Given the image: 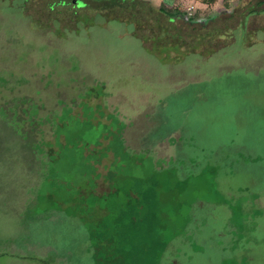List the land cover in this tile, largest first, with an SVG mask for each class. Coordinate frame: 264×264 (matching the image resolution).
Wrapping results in <instances>:
<instances>
[{
  "label": "rangeland",
  "instance_id": "obj_1",
  "mask_svg": "<svg viewBox=\"0 0 264 264\" xmlns=\"http://www.w3.org/2000/svg\"><path fill=\"white\" fill-rule=\"evenodd\" d=\"M196 1L158 55L107 1L0 0V264H264V0ZM86 106L118 159L55 140Z\"/></svg>",
  "mask_w": 264,
  "mask_h": 264
},
{
  "label": "trees",
  "instance_id": "obj_2",
  "mask_svg": "<svg viewBox=\"0 0 264 264\" xmlns=\"http://www.w3.org/2000/svg\"><path fill=\"white\" fill-rule=\"evenodd\" d=\"M95 1H107L110 3L111 9L114 11V16H112L115 20H133L141 25H145L144 27L150 31L152 26H150L149 22L153 21L156 24L155 29L158 30L156 37L153 39V44L149 50H152L156 54L160 55L162 51L165 49L164 46H159L157 44L163 37L168 36V32L173 30L174 32L170 34V37L177 39L178 46L181 45L180 41L184 38L183 37V24L194 23L195 16H192L186 12H184V7L187 4V0H176L171 6L165 5L161 3L159 6H155L152 4L150 0H95ZM196 1V0H193ZM201 3L209 5L215 2V0H200ZM124 18V19H123ZM209 19H205L201 21L205 24ZM137 28H141L139 25ZM133 34L141 39H150V35H144L137 31L133 32ZM176 46V48H178ZM197 45L191 47L195 49ZM158 52V53H157ZM193 52V51H191ZM95 94L100 96L102 95L103 91L102 88H99ZM86 109L90 113V122L88 126H85L87 129L86 133H83V130H79L78 127L72 126L71 128L64 127L69 120H72L73 123L78 124L80 122L79 117L75 116L74 114H70L68 112V116L63 117L54 116L53 123L55 126V140L57 141L60 136H63L65 139L64 143L74 140V138L78 142H83L85 144V148L81 151V158L87 160L88 162L94 161V163L99 162V157L106 156L108 151H112L114 155V159H118L123 154V138H122V128L123 123L120 122L115 116H110L112 121L109 124L103 122L93 123L92 115L93 111L89 106H86ZM96 126H101L103 130L96 131V134L93 132L96 130ZM87 134V135H85ZM100 138L108 139V143L106 146H102L101 150H94V148L88 149V154H84V151L88 148V145L91 143L98 144ZM49 143V142H48ZM59 144H64L57 142ZM56 143V144H57ZM50 145V151L53 152L52 144ZM52 155V153L50 154ZM110 168V167H109ZM108 168V169H109ZM111 176V172L109 170L108 179Z\"/></svg>",
  "mask_w": 264,
  "mask_h": 264
},
{
  "label": "crops",
  "instance_id": "obj_3",
  "mask_svg": "<svg viewBox=\"0 0 264 264\" xmlns=\"http://www.w3.org/2000/svg\"><path fill=\"white\" fill-rule=\"evenodd\" d=\"M155 6H159L161 3L171 6L176 0H150ZM190 0H187V2ZM197 2V1H196Z\"/></svg>",
  "mask_w": 264,
  "mask_h": 264
},
{
  "label": "built area",
  "instance_id": "obj_4",
  "mask_svg": "<svg viewBox=\"0 0 264 264\" xmlns=\"http://www.w3.org/2000/svg\"><path fill=\"white\" fill-rule=\"evenodd\" d=\"M189 9H192V6H190Z\"/></svg>",
  "mask_w": 264,
  "mask_h": 264
}]
</instances>
